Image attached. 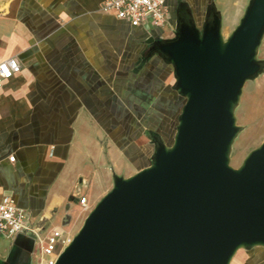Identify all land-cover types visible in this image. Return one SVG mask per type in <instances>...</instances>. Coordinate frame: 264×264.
Listing matches in <instances>:
<instances>
[{"label": "crops", "instance_id": "1", "mask_svg": "<svg viewBox=\"0 0 264 264\" xmlns=\"http://www.w3.org/2000/svg\"><path fill=\"white\" fill-rule=\"evenodd\" d=\"M248 3L166 0V30L132 26L103 0H0V62L21 64L0 89V200L12 196L35 231L0 234V264H36V238L54 227L75 236L115 175L148 167L155 138L175 134L185 96L150 37H174L183 7L199 27L213 7L221 30L235 28Z\"/></svg>", "mask_w": 264, "mask_h": 264}, {"label": "water", "instance_id": "2", "mask_svg": "<svg viewBox=\"0 0 264 264\" xmlns=\"http://www.w3.org/2000/svg\"><path fill=\"white\" fill-rule=\"evenodd\" d=\"M263 35L264 0H249L226 40L213 7L201 27L183 7L174 37H150L185 96L173 143L156 137L148 167L115 175L55 264H230L264 246V140L229 165L234 104L264 69Z\"/></svg>", "mask_w": 264, "mask_h": 264}, {"label": "built area", "instance_id": "3", "mask_svg": "<svg viewBox=\"0 0 264 264\" xmlns=\"http://www.w3.org/2000/svg\"><path fill=\"white\" fill-rule=\"evenodd\" d=\"M104 12L113 13L119 19L127 20L132 26L151 22L164 27L168 19L166 0H103ZM21 70L16 57L0 62V89L5 79L12 78ZM14 156L10 160L14 161ZM85 208L86 197L80 198ZM35 232L24 209L19 207L12 196L6 195L0 200V234L9 238L18 233ZM73 235L60 227L52 228L44 237L36 238V264H55L63 249L72 241Z\"/></svg>", "mask_w": 264, "mask_h": 264}, {"label": "rangeland", "instance_id": "4", "mask_svg": "<svg viewBox=\"0 0 264 264\" xmlns=\"http://www.w3.org/2000/svg\"><path fill=\"white\" fill-rule=\"evenodd\" d=\"M236 22L237 20L223 26L224 40L229 37ZM164 29L167 30L168 27L165 26ZM256 58L264 61V35L257 47ZM233 111L237 132L229 150V165L239 168L248 154L259 147L264 140V69L254 78L245 82L240 97L234 104ZM174 136L175 134H172L162 141L167 146H171ZM262 250H264V246L240 248L230 264H259Z\"/></svg>", "mask_w": 264, "mask_h": 264}]
</instances>
